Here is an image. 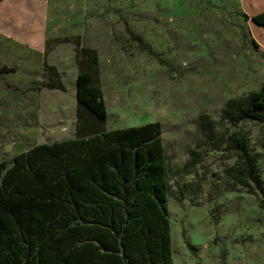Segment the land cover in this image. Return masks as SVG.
Instances as JSON below:
<instances>
[{"label": "rangeland", "instance_id": "obj_1", "mask_svg": "<svg viewBox=\"0 0 264 264\" xmlns=\"http://www.w3.org/2000/svg\"><path fill=\"white\" fill-rule=\"evenodd\" d=\"M256 7L264 0H0V24L45 30L44 56L0 41V67L17 72L1 83L34 79L43 60L67 89L42 90L45 111L29 130L17 98L8 99L0 162L74 137L69 122L59 124V105L73 111L76 53L95 49L106 129L161 125L173 263L264 264V122L221 117L229 101L264 88V29L241 14ZM126 26L154 57L136 48ZM230 137L253 157L254 179L237 173L241 153Z\"/></svg>", "mask_w": 264, "mask_h": 264}, {"label": "trees", "instance_id": "obj_2", "mask_svg": "<svg viewBox=\"0 0 264 264\" xmlns=\"http://www.w3.org/2000/svg\"><path fill=\"white\" fill-rule=\"evenodd\" d=\"M255 9L242 17L264 29V9ZM126 32L139 51L154 57L128 26ZM76 61L75 137L0 162V264H174L161 125L107 130L97 52L79 48ZM11 72L0 68V74ZM41 87L65 90L45 64ZM221 117L264 122V88L229 101ZM202 132L212 137L205 124ZM227 141L241 153L237 173L254 179L243 140Z\"/></svg>", "mask_w": 264, "mask_h": 264}, {"label": "crops", "instance_id": "obj_3", "mask_svg": "<svg viewBox=\"0 0 264 264\" xmlns=\"http://www.w3.org/2000/svg\"><path fill=\"white\" fill-rule=\"evenodd\" d=\"M17 27L0 24V41L3 43L4 46L7 45L10 47H18L22 49L32 50L37 55L44 56V48H45V30L44 28L40 29L37 26L29 25L27 27L21 28V32ZM43 60H42V67L41 71L38 73L37 77L34 79L25 80L23 78H17L15 80L7 81L6 83H1L3 76L8 73L0 74V120L9 121V116L6 114V108L8 104V99L10 100L11 97H16L13 99L14 101H19L21 105V114L23 122L21 123L22 127H25L27 130L30 128L35 127V119L36 116L38 119L41 118L39 115L42 111L44 113L45 108V94L42 92L43 87H41L43 83ZM13 68L14 72L17 73L14 66L10 67L8 65H2V67ZM59 91V90H57ZM67 89L65 88L64 91H59L62 94H65ZM41 97L38 101V97ZM37 98V101L35 99ZM13 103V102H12ZM69 113L67 114V111ZM59 113H60V120L59 124L61 126L66 127L67 122H69V128L73 126V135L75 137L76 133V125H77V99H76V91L74 93V105L73 111L71 107L61 103L59 105ZM7 126V125H5ZM28 132V131H27ZM60 134V133H59ZM29 135V133H28ZM72 138H65L63 140L73 139ZM29 142H31L30 137ZM59 142V141H54ZM52 142V143H54ZM45 144V143H44ZM50 144V143H48ZM33 147V146H32ZM32 147L28 148L31 149Z\"/></svg>", "mask_w": 264, "mask_h": 264}, {"label": "water", "instance_id": "obj_4", "mask_svg": "<svg viewBox=\"0 0 264 264\" xmlns=\"http://www.w3.org/2000/svg\"><path fill=\"white\" fill-rule=\"evenodd\" d=\"M10 147H9V145L6 147V150H8Z\"/></svg>", "mask_w": 264, "mask_h": 264}]
</instances>
